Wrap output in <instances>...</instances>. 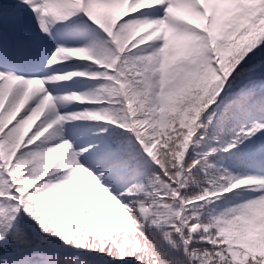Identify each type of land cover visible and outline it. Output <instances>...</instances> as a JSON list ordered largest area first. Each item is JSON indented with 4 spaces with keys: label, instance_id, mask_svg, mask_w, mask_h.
Wrapping results in <instances>:
<instances>
[{
    "label": "snow or ice",
    "instance_id": "1",
    "mask_svg": "<svg viewBox=\"0 0 264 264\" xmlns=\"http://www.w3.org/2000/svg\"><path fill=\"white\" fill-rule=\"evenodd\" d=\"M0 264H264V0H0Z\"/></svg>",
    "mask_w": 264,
    "mask_h": 264
}]
</instances>
